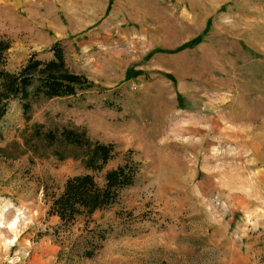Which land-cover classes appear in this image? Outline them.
<instances>
[{"label": "rangeland", "instance_id": "rangeland-1", "mask_svg": "<svg viewBox=\"0 0 264 264\" xmlns=\"http://www.w3.org/2000/svg\"><path fill=\"white\" fill-rule=\"evenodd\" d=\"M32 2L0 0L2 68L59 48L95 87L27 113L8 100L0 264H264V0ZM63 128L116 154L92 171L85 147L35 134ZM128 160L135 182L112 204L49 212L69 177L103 185Z\"/></svg>", "mask_w": 264, "mask_h": 264}, {"label": "trees", "instance_id": "trees-1", "mask_svg": "<svg viewBox=\"0 0 264 264\" xmlns=\"http://www.w3.org/2000/svg\"><path fill=\"white\" fill-rule=\"evenodd\" d=\"M9 48L10 42L0 38V118L4 115L10 98L18 99L24 113H27L32 98L75 96L78 92L95 87L84 75L68 69L59 48L53 49V57L49 60L30 57L18 71L5 70L2 65L4 54ZM35 134L43 140L54 139L65 145L85 147L81 161L86 169L92 171L101 170L116 154L113 143L91 140L86 136L85 130L78 128H63L58 135L52 130L42 134L37 131ZM137 172V163L128 160L107 170L103 185H99L91 173L69 177L63 190L52 197L49 212L68 223L83 212L91 213L104 208L116 200L122 189L135 182Z\"/></svg>", "mask_w": 264, "mask_h": 264}, {"label": "crops", "instance_id": "crops-1", "mask_svg": "<svg viewBox=\"0 0 264 264\" xmlns=\"http://www.w3.org/2000/svg\"><path fill=\"white\" fill-rule=\"evenodd\" d=\"M5 3H8V4H14L15 5V7L16 8H18L20 5H21V0H3ZM30 1H34V2H36V4L37 3H42V2H46V3H48V2H50V1H53L54 2V0H30ZM34 2H32V3H34Z\"/></svg>", "mask_w": 264, "mask_h": 264}]
</instances>
